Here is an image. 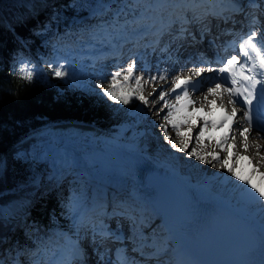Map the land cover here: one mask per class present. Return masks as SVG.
I'll return each instance as SVG.
<instances>
[{"label":"snow or ice","instance_id":"6c2138e0","mask_svg":"<svg viewBox=\"0 0 264 264\" xmlns=\"http://www.w3.org/2000/svg\"><path fill=\"white\" fill-rule=\"evenodd\" d=\"M116 3V0H113ZM206 6V7H205ZM249 7H257L255 0H248ZM104 12L113 11L110 21L98 26L103 32L102 43H107L111 51L102 53L97 59H106L109 56H118L117 49L123 47L129 39L127 28L135 25L132 31L135 32L140 27H144L143 21L146 14L151 10L171 9L166 21L156 28L152 34L156 39L152 40L145 48H151L155 53L160 46V37L168 34L171 39L159 47L160 55L153 63L149 61L142 53L130 57L126 66L116 64V70L103 75H98L95 88L97 94L106 98L113 104L128 106L135 104L138 115H144L146 109H150L157 102H163L157 109V114L167 109L166 114L161 117L163 123L156 125L163 129V139L167 141L170 148L176 152L185 153L188 158H195L203 164H210L213 168L219 167L226 170L230 176L224 179L234 178L243 186V194L251 202L260 205L261 227L258 245L253 246L252 258L240 262V264H264V172L259 167L253 165L252 160L236 151V135L238 132L242 138V146L245 152L250 148L249 138L253 129V105L258 100L256 114L260 116L261 109L264 108V25L256 26L259 21L253 17L248 22V31L239 34L226 31L224 34L233 37L230 42L224 45H218L216 39L209 41L216 53L213 58H207L200 53L194 56L190 55L183 60L185 66L191 65L189 75H183L182 69L174 73L173 84L169 89H155L150 94L153 99L145 95V86H154L157 82H167L168 64H180L179 56L180 44L177 41H188L192 43H202L205 36L210 34L208 17L230 19V16H224V12L242 11V6L237 0H119L115 10L112 4L100 5ZM203 9V10H201ZM138 13V15H137ZM95 14H100L99 12ZM190 14V15H189ZM132 19L128 20L127 17ZM125 18L121 23V18ZM236 21H233L235 24ZM190 24L199 25L200 40L197 41L196 33L188 27ZM151 26H149L150 29ZM147 34V33H144ZM120 40L116 44L112 41ZM173 44L176 47L173 48ZM233 50L232 54H228ZM175 57V58H174ZM137 60L140 61L139 71L137 70ZM242 60V62H241ZM52 77L58 80H65L72 84H77V73L71 69L67 61L61 62L59 59L46 61ZM19 67H13L10 75L18 80L32 84L34 81L42 80L45 73L42 68L33 65L31 61H19ZM67 64V66H66ZM215 73L214 77H207L211 84L206 88L202 101L193 98L194 94L199 92L204 86V80L193 79V77H204V73ZM107 84V87L105 86ZM199 103V106L197 104ZM229 105L231 107L229 108ZM238 106H242L243 118L247 121V127L238 124ZM202 122V123H201ZM234 125L236 127H234ZM169 126L175 131L176 139H173L169 133ZM199 129L193 137L194 129ZM257 130L264 132V125H258ZM219 133V135H217ZM264 139V136L261 137ZM205 141H211L220 151H208ZM195 142L196 146L191 147ZM260 145H257V154ZM220 152H224L222 157ZM264 162V156H261ZM77 165L75 157L69 156L64 162L63 167L74 168ZM64 173L57 170L55 178L59 182ZM87 175L85 172L77 174V180ZM35 182V181H34ZM132 199H121L118 196L112 197V208L108 211V202L106 196L103 200L96 194L92 197L91 211L95 213L96 218L89 216L86 208V197L81 189L77 193L72 190V195L68 202L63 205L67 210V215L71 219L72 235L67 232L54 230L53 235L62 238L67 245L69 254L68 259L55 261L54 264H75L83 256L81 248L80 231L86 228L92 236V243L99 240H112L123 243L125 239H130L136 247L134 251L146 255L143 251L145 246L155 248L152 256H159L163 249L159 247L155 239L151 245H146L142 228L148 219L145 216L144 207L146 201L136 196L133 191ZM118 218L115 230L110 229L104 222V218ZM6 219V217H5ZM120 219L127 221L130 226L131 235L126 237ZM167 224V219L164 221ZM73 236L76 239H73ZM155 236V231L153 233ZM51 239V237L49 238ZM125 249H116V260L114 264H139L137 261L129 260L124 254ZM108 250L104 253H97L100 260L104 261ZM22 251L17 249L12 254V249H5L0 253V264H22ZM36 252L29 257L28 264H40L39 260L34 259ZM105 264H112L106 261Z\"/></svg>","mask_w":264,"mask_h":264},{"label":"trees","instance_id":"16d2710c","mask_svg":"<svg viewBox=\"0 0 264 264\" xmlns=\"http://www.w3.org/2000/svg\"><path fill=\"white\" fill-rule=\"evenodd\" d=\"M117 3L119 0L116 3L113 0H45V7L33 13L23 4H1L0 157H4V165L0 171V202H27L28 217L23 228L0 217V246L10 240L12 244L8 249H12L13 255L17 249L27 255L31 251L38 254L46 252L47 247L53 245V239L47 240L50 238L48 230L72 233L71 219L63 205L68 202L73 189L80 192L87 188L89 191L82 180L61 183L58 189L54 187L40 197L36 195L35 184L17 191L12 170L13 155L22 149L38 147L41 139L36 133L48 125L82 121L115 131L132 117L135 104H113L93 91L95 86L90 75L85 71L79 73L68 63L65 45L60 46L65 35H73L72 29L87 31L89 27L110 21L113 11L102 12L99 6L112 4L115 10ZM97 12L100 14H95ZM28 16L31 18L25 20ZM124 19L122 17L121 22ZM30 21L39 23L30 29ZM88 38L92 39V36ZM74 39L76 37L71 41ZM55 59L71 65L77 73V84L69 83L67 78L58 80L52 77L46 61ZM21 60L31 61L42 68L44 79L27 84L10 75L14 66H20ZM40 225L42 230L38 228Z\"/></svg>","mask_w":264,"mask_h":264},{"label":"bare ground","instance_id":"6f19581e","mask_svg":"<svg viewBox=\"0 0 264 264\" xmlns=\"http://www.w3.org/2000/svg\"><path fill=\"white\" fill-rule=\"evenodd\" d=\"M203 10V9H201ZM157 10H152L153 13H155ZM161 13L163 10H159ZM171 10H168L167 14L161 16L160 18L164 21H166L168 14ZM190 15V14H189ZM236 13L231 14V16H235ZM237 22L233 24L232 22L223 25L221 23L220 18H208L206 22H208L209 27L211 29L210 34L208 35H213L216 38L217 44L222 45V39L225 36L226 31H236L239 30L245 23H247V20H245L244 17L242 16H237ZM259 27L260 25H264V16L261 17L259 20ZM123 23V22H121ZM135 25H132L134 27ZM190 30L194 33H196V39L197 41L200 40L199 32L197 31L199 25L195 24H190L188 26ZM171 39V37L168 34H165L163 37L160 38V46L162 44H165ZM119 42L118 40H116ZM128 41H132L129 40ZM132 42L139 44V40L134 39ZM118 44V43H117ZM176 44H180V51L183 50V46L187 44H193L191 39L188 41H177ZM176 44H173V48L176 47ZM197 45H202L203 50L206 55L209 57H212V45H210L207 42V37L205 36L204 40L202 43H195ZM158 47V49H159ZM194 53L195 48H192L190 51ZM200 52V51H197ZM188 54V53H187ZM189 55V54H188ZM129 61V59L126 61V63ZM139 64L137 63V66ZM126 66V65H125ZM172 66V65H171ZM186 68L191 69V65L185 66L183 63L181 65H174L173 67H170L168 69V75L169 79L167 82L160 81L157 82L156 85L154 86H145V95H148L150 99H153V97L150 95L155 89H169L170 85L173 84V75L175 72L180 71L182 69V72L186 70ZM139 71V70H138ZM208 75V72H207ZM214 73H209L208 77H214ZM209 83L210 80L206 79V83ZM160 83V85H159ZM206 88L201 91L200 93H197L196 95L193 96L194 99L197 101H202L203 100V95L205 94ZM163 102H157L154 106H152L150 109L145 110L144 115H138L141 117L139 122L137 124L144 122L146 124V129L144 130V137L146 138L147 136H150L153 139H157L161 142V151L160 155H153L151 154L152 158L155 161L158 162H164L161 158L165 156L168 153H174L176 152L175 150L170 148V145L167 144V141L163 139V129L161 128L159 132H157V126L160 123V118L163 117L167 109H165L163 112H160L158 114V117L156 116V111L157 109L160 108ZM199 106V103L197 104ZM138 112V110H137ZM151 122V123H150ZM202 123V122H201ZM150 124V125H149ZM161 124V123H160ZM238 124H242L245 126V123L241 120H239ZM148 125V126H147ZM47 141L45 144L41 146V154L36 159V164L41 165L44 168V172L42 173V176L38 180H44L46 177H51L53 174H57V170L59 172H63L64 176L70 177L72 175H77L80 172H85L87 175L84 177H92L95 181L94 183H103L105 182L107 185L104 184L103 188L100 187H95V190L97 192H107L106 194L110 197L118 196V194H123V193H130L129 189L133 186V183L128 180L127 177L120 175L119 173L123 169V167L115 164H110L107 163L101 159L98 158H93L89 156L86 152L91 150L92 148H95L97 146H101L102 144L108 146L109 149H116V148H123L126 150H131L128 148V146H124L123 144L125 143L124 141L120 140L119 133L117 132H111L106 129H103L98 126H93V125H88L84 123H75V122H66V123H60V124H55L51 126H46L42 128ZM199 131V129H194V133ZM137 132V125L129 132V136L127 138H131L134 140L135 144L132 148H137L138 150H145V141L141 138L142 136H139L138 138H135ZM169 133L172 135L173 139H176L178 141V138L176 137L175 131L171 129L169 126ZM236 135V143H237V149L236 151L239 152L242 155L248 156L252 161H255L253 165L259 166L260 169H264V162L261 160V156H264V141L259 139L257 136L261 135L264 136L263 133L260 131H257L255 129H252V132L250 133V138H249V144L250 148L247 152L244 151L243 146H242V138L239 136L238 132L233 133ZM194 135V137H195ZM219 135V133H217ZM54 138V141L52 140ZM49 140H51L49 143H47ZM207 144V150L208 151H220L215 147V144L212 143L211 141H205ZM257 145H260L259 147V153L260 155L257 154ZM196 146L195 142H193V145L190 146L189 150H191V147ZM178 156L176 157V167L179 169H191L192 171H195L199 168L200 165L205 168L206 166L208 167V172L206 173V177L202 178L201 180L195 181L193 178L190 176H183L178 173L180 178H183L187 183H191L194 186H197L200 190L213 195L215 198H217L219 201H221L225 206H227L229 209L234 210L237 214H244L247 218L248 221L254 220V218L248 214L247 210L245 209L244 202L250 203L251 205L257 206L258 204L251 202L246 196L243 194V186L240 185L239 182L234 181V178H231V181H225L224 179H218V174L221 173L225 170L220 169L219 167L213 168L210 164H203L200 161L195 160V158H188L185 153H180L177 152ZM221 156L223 157L225 155L224 152H220ZM69 156L75 157L77 161V165L74 168H65L63 167L64 162L67 160ZM1 157H0V164H1ZM43 160V162H42ZM22 159H19L18 166L21 165ZM173 167L172 165L170 168ZM177 170V169H176ZM117 172V173H111V172ZM179 172V171H178ZM263 172V171H262ZM125 173V172H123ZM54 175V176H55ZM210 176V177H209ZM210 179V180H207ZM213 179V180H212ZM215 184L216 182H219L220 185L225 184L223 187V190H218L214 186H212V182ZM126 181H129L128 184H125ZM44 181L41 184V187L43 186ZM211 183V184H210ZM229 185V186H228ZM121 189L127 191H122ZM130 198L132 196L128 194ZM111 200L112 198H108V201ZM10 209L14 214L17 215H22L23 212H25L26 207H27V202H23L20 200H12L10 202ZM167 207H169V203L166 201L164 202ZM88 203H86V208H87ZM148 209H146L145 216L148 218L147 221L145 222V225L151 224L154 229H158L162 224L161 216H157V211L156 207L152 204L148 205ZM88 209V208H87ZM88 213H92L91 209H88ZM260 212V211H259ZM248 214V215H246ZM95 215V213H94ZM155 215V216H154ZM257 220V219H256ZM257 224H260V221L257 220ZM128 233V232H126ZM163 235H161V239L164 238V233L162 232ZM155 240H157V237H153ZM61 241L62 238H60ZM163 241V240H162ZM153 243V242H150ZM146 245H150L149 243H146ZM162 246V244H161ZM148 247V246H146ZM100 258V256H97ZM22 259V258H21ZM29 258H24V261L26 260L25 264H28ZM99 262H103L99 260ZM105 264V262H103Z\"/></svg>","mask_w":264,"mask_h":264},{"label":"rangeland","instance_id":"374dc122","mask_svg":"<svg viewBox=\"0 0 264 264\" xmlns=\"http://www.w3.org/2000/svg\"><path fill=\"white\" fill-rule=\"evenodd\" d=\"M41 2L45 3V0H31L29 3H25L23 2V0H0V12H1V4H18L20 5H26V7L28 8V10L30 11H38L39 7L42 6ZM103 10V9H102ZM2 16H5L3 13H1ZM5 21H7L5 19ZM8 24L11 26L10 22H8ZM12 27V26H11ZM79 31H77V36H76V43H71L72 41H68L65 37H63L61 40L62 42L60 43V46H64L65 45V51L69 53V56H66V60H68V63L72 64L74 67H76L80 72L85 71L86 73H88L90 75V77L92 78V84L95 86V82L96 79L98 77V75H103L106 74L110 71H114L116 70V68L114 69L113 67L110 66V64L108 63V60H104V64L102 65H89V63L87 62V60H85L86 56H87V52L88 51H93L95 49V45L94 44H100V42L103 41V32L100 31L99 27H96L94 30H91V34L93 35V39H86L85 34L86 31L85 29H78ZM97 39V40H96ZM57 55H59V53L57 52ZM90 61V60H88ZM89 66V67H87ZM81 67V68H80ZM137 70H139V67H137ZM211 81L205 84V86H203L201 88V90L197 93H200L201 91H203L205 88H207L208 86H210ZM160 85V83H159ZM105 86L107 87V84H105ZM197 93H195L194 95H196ZM161 107V106H160ZM137 107L135 105V107L133 108L132 111V117L131 119L123 126V128L127 129V132L129 134V132L135 127V125L137 124V122L141 119L140 116H138L137 114ZM156 111V116L158 117L157 114V110ZM151 123V122H150ZM160 123H163V120L160 118ZM159 123V124H160ZM158 124V125H159ZM150 125V124H149ZM148 126V125H147ZM139 128H137V132L135 133L136 137L138 138L139 136H142L141 138L145 141L144 145H145V151H147L150 154L153 155H160V151L162 149L161 147V142L157 139H153L150 136H147L146 138L144 137V130L146 129V124L143 122L141 123L139 126ZM160 127L157 128V132L160 131ZM43 129H39L37 131V135L40 137L41 139V143L39 142V146H32L31 149H22L20 151H18L15 155H13V159H12V170L14 172V177L16 180V183L19 184L20 188H24L27 187L29 184H36L35 182H32L33 180H36L37 176L42 174L44 172V168L39 165L36 164V159H38V157L41 154V146L43 144H45V142L47 141L44 133H42ZM195 133L193 132V137H194ZM259 139H261V135L257 136ZM54 141V138L52 139ZM262 141H264V139H261ZM51 140H49L47 143H49ZM178 156L177 152L174 153H168L165 156H163L161 159L166 162V163H174L176 165V157ZM22 159V163L21 165L18 166V162L19 159ZM1 164H0V171L3 168L4 165V157L1 156ZM43 162V160H42ZM252 163L254 164L255 161H252ZM259 167V166H258ZM261 171L264 172V169H260ZM208 167L206 166L205 168H203L202 165L199 166V168L195 171H192L191 169H180V173L183 176H190L193 179H195L196 181L201 180L202 178L206 177V173L208 172ZM218 174V179H224V177L226 176H230V174L226 173V170L221 172V173H217ZM55 174H53V176L51 177H46L44 180H40L39 184L43 183L42 187H39L36 191V195L38 197H40V195H45L47 194V192H51L52 187H58V185L60 183H67L66 180L71 181V180H77V175H72L70 177H66L63 175L62 179L57 182L55 176ZM210 177V176H209ZM82 180H85L87 185L90 184L92 189L94 187V183H93V179L92 177H81ZM210 180V179H207ZM213 180V179H212ZM211 180L212 184L213 181ZM225 181H231V179H224ZM31 182V183H30ZM211 184V183H210ZM212 186H214L215 188H217L218 190H223V187L225 186V184L220 185L219 182H216L215 184H213ZM229 186V185H228ZM19 189V188H18ZM93 191V190H92ZM97 193L95 191H93L92 195H91V200H87L89 201L92 205V197L93 195ZM98 196V195H97ZM244 205L246 206L245 209L247 210L248 214H250L255 220H259L261 221V215H260V205L258 204L257 206L251 205L250 203L244 202ZM88 209H91L92 206H87ZM2 214V210H0V216ZM17 214H12V216H16ZM23 215V213H22ZM22 221V220H21ZM28 221V220H27ZM27 221L25 223H27ZM15 222V221H13ZM32 224H36V223H32ZM39 229L42 230L41 225L38 227ZM47 234H49V236L54 237L55 240H57V238L53 235V231H46ZM50 232V233H49ZM69 235H72L71 233H69ZM82 239L80 241L81 244V248L83 249V251L85 252H89V253H96V250H92L91 248L85 249V245L87 242L90 243V241H88V239L86 238L87 242L84 241L83 236H81ZM74 238L76 239V237L74 236ZM73 238V239H74ZM63 240V239H62ZM64 241V240H63ZM61 241V242H63ZM11 242L8 240L7 242L3 243L0 246V253H2L5 249H8V247L11 246ZM89 245V244H87ZM52 252V253H51ZM51 253L50 256L52 258H56L59 257L58 256V249L57 247H49V250L46 254ZM45 254V255H46ZM43 254L40 253V258L41 259ZM91 256V255H90ZM29 258L28 255H23L21 258L22 264L26 263V260L24 261V258ZM89 258V257H87ZM28 260V259H27Z\"/></svg>","mask_w":264,"mask_h":264},{"label":"water","instance_id":"95a60500","mask_svg":"<svg viewBox=\"0 0 264 264\" xmlns=\"http://www.w3.org/2000/svg\"><path fill=\"white\" fill-rule=\"evenodd\" d=\"M67 122H75V123H84V124H88V125H93L96 126L94 124H90V123H86V122H82V121H67ZM60 123H66V122H60ZM59 124V123H58ZM99 127V126H98Z\"/></svg>","mask_w":264,"mask_h":264}]
</instances>
